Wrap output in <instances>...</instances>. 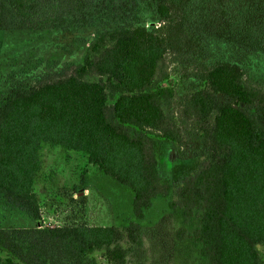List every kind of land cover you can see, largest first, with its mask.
Listing matches in <instances>:
<instances>
[{
	"label": "trees",
	"instance_id": "trees-1",
	"mask_svg": "<svg viewBox=\"0 0 264 264\" xmlns=\"http://www.w3.org/2000/svg\"><path fill=\"white\" fill-rule=\"evenodd\" d=\"M191 1L157 0L164 31L140 25L100 30L81 62L11 89L0 103V194L11 206L40 218L34 181L41 145L52 143L82 152L87 163L129 188L133 217L141 219L152 199L172 188L158 169L159 139L175 143L179 154L195 134L205 157L179 180L168 206L197 219L192 234L207 264H262L264 124L245 107L264 118V85L228 60L194 61L192 75L204 84L184 99L163 84L170 54L188 45ZM89 2L8 0L29 29L84 22ZM136 220L122 229L0 228V264H97L94 252L101 248L107 264H132L118 242L124 233L129 245L140 243Z\"/></svg>",
	"mask_w": 264,
	"mask_h": 264
},
{
	"label": "rangeland",
	"instance_id": "rangeland-1",
	"mask_svg": "<svg viewBox=\"0 0 264 264\" xmlns=\"http://www.w3.org/2000/svg\"><path fill=\"white\" fill-rule=\"evenodd\" d=\"M156 1L90 0L84 22L29 29L8 0H0V103L13 87L81 62L88 40L100 30L140 25L164 31ZM190 7V20L185 26L188 45L180 54H170L168 81H163L171 85L174 98L184 99L203 87V81L192 75L194 61L198 60L207 64L217 60L235 62L253 82L264 85V0H192ZM245 109L264 124L254 108ZM189 137L179 154L175 143L159 139L158 169L172 188L167 196L146 208L139 220L131 211L129 188L88 164L82 152L42 143L34 181L40 218L34 221L0 194V228L88 224L122 229L129 220H136L141 226L140 243L129 245L123 232L118 242L127 249L130 263L207 264L192 234L197 219L186 218L180 208L167 204L179 180L191 174L205 157L202 139L195 134ZM104 251L101 248L94 252L97 264H107ZM258 253L264 264V249L260 246Z\"/></svg>",
	"mask_w": 264,
	"mask_h": 264
},
{
	"label": "crops",
	"instance_id": "crops-1",
	"mask_svg": "<svg viewBox=\"0 0 264 264\" xmlns=\"http://www.w3.org/2000/svg\"><path fill=\"white\" fill-rule=\"evenodd\" d=\"M82 61V60H81ZM89 164V163H88ZM91 165H93V164H91ZM95 166V165H94ZM97 168V167H96ZM161 197H163V196H157V197H155V198H153L152 199V201H151V204H153V202L155 201V200H157L158 198H161ZM165 197V196H164ZM139 220V219H138ZM35 221V220H34ZM37 221V220H36ZM88 225V224H87ZM37 226H41V225H37ZM46 226H54V225H46ZM56 226V225H55Z\"/></svg>",
	"mask_w": 264,
	"mask_h": 264
}]
</instances>
